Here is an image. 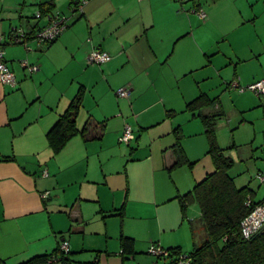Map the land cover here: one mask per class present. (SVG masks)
Here are the masks:
<instances>
[{"label": "crops", "instance_id": "1", "mask_svg": "<svg viewBox=\"0 0 264 264\" xmlns=\"http://www.w3.org/2000/svg\"><path fill=\"white\" fill-rule=\"evenodd\" d=\"M69 1L0 0V36L7 39L13 28L28 35L27 47L1 48L15 87L0 84V263L39 261L62 240L72 264H148L150 244L192 251L205 233L195 235L199 210L192 219L180 198L211 172L196 168L207 147L200 138L204 126L186 106L205 96L213 105L203 114L224 115L219 98L198 85L207 78L203 68L215 73L221 67L203 31L217 11L257 32L264 0H87L76 14ZM207 1L199 20L194 10ZM50 3L51 12L68 16V28L38 46L33 35L48 22L35 12ZM260 43L247 46L234 65L253 60L259 50L257 74L264 78ZM94 49L111 60L88 65ZM227 56L221 52L223 60ZM122 87L130 89L128 98L115 95ZM79 93L75 123L82 134L53 154L46 135ZM125 124L134 140L121 145ZM121 237L132 241V254L122 253Z\"/></svg>", "mask_w": 264, "mask_h": 264}, {"label": "rangeland", "instance_id": "2", "mask_svg": "<svg viewBox=\"0 0 264 264\" xmlns=\"http://www.w3.org/2000/svg\"><path fill=\"white\" fill-rule=\"evenodd\" d=\"M33 1L35 0H29V4H32ZM211 2L212 1L205 2L203 10H199H202L206 15L208 5ZM237 3L238 6H240V3ZM232 5V3L227 4L224 7V12H230L227 7ZM262 5V1H259L256 3L255 8L257 9ZM180 8L181 7H179V13H187L183 8H181L182 10L180 11ZM194 14L199 18L197 11L195 12L194 10ZM64 16L69 19L67 15ZM261 21H263V19H261ZM241 23L242 19H230L229 17L223 19L218 15L217 11L214 19L209 20L207 27L203 31V36L206 40H209L210 44L215 45L214 49L218 51V53L217 56H214L217 57L214 60V64H221V67L217 68L215 73L212 67L210 70L209 67L203 68V74H205L207 78L199 81L198 85L201 86V90L206 93L208 92L210 96L219 98L218 100L224 115L219 118L217 117L214 121L215 140L217 146L224 149L226 155L235 162L234 167L229 172L230 176L234 178L235 186L237 188L248 187L255 193L253 197L254 201L258 202L264 198V183H259L256 178L258 171L261 172L264 168V97H259L252 91L247 90L246 87L264 80L263 77H259L257 74L256 67L257 65L259 67V63H257L259 50L255 52L256 57L253 60L241 62L239 63L240 65L237 64L236 66L234 64L239 62L237 58L242 56L245 48L251 45V43L254 44V42L257 41L259 45H262L260 43V41H262L264 44V25L263 23L259 24L256 32L251 23L242 26ZM224 34L226 35L221 37ZM221 52L228 55L225 60L221 57ZM231 59L233 60L232 64L230 63ZM255 60L256 64L254 63ZM225 63H227V65ZM219 73L221 76L220 78L218 75ZM203 74L201 73L200 75ZM252 77L253 79H251ZM234 81L238 82L240 88L245 89V91L239 92L237 90H231L230 88L227 89V85ZM199 90L197 92H199ZM116 92L117 91H115V95ZM200 138L205 142L207 147L205 151L199 155L200 158L196 168L203 175L207 172H212L213 163L210 156L207 154L208 143L205 135L203 136L202 134ZM190 139V142H193L194 138ZM198 141L199 138L195 137V145H197ZM187 213L192 219H195V217L198 216L197 205H189ZM193 225L196 236L204 235L199 217L194 221ZM115 242L118 244V241ZM190 249L191 246H189L187 250H183L182 253H190ZM116 250H118V248ZM89 255H93V252L86 253L84 260L91 259ZM149 257L151 258V262L148 264H155L156 258L151 255H149ZM124 264L141 263L126 261ZM157 264H163V261L159 260Z\"/></svg>", "mask_w": 264, "mask_h": 264}, {"label": "trees", "instance_id": "3", "mask_svg": "<svg viewBox=\"0 0 264 264\" xmlns=\"http://www.w3.org/2000/svg\"><path fill=\"white\" fill-rule=\"evenodd\" d=\"M52 9L53 4L50 3L42 5L39 11L45 15ZM80 102L79 93L48 131L46 140L53 154L58 153L72 137L82 134L75 123ZM212 105L213 102L205 96H199L186 106L187 110L198 112L197 116L201 118L208 141L207 154L213 163V171L180 198L183 211L188 205H197L205 233V240L187 255L191 258V264H264V231L245 239L239 226L241 220L262 201L255 202V193L248 187L235 186L234 178L229 174L235 162L226 155L224 149L217 146L215 140L214 121L221 115L203 114V110ZM176 138L175 147H178L179 135ZM121 246L122 253H133L130 239L121 237ZM171 251L181 252L179 249ZM47 256L30 264L43 263Z\"/></svg>", "mask_w": 264, "mask_h": 264}, {"label": "built area", "instance_id": "4", "mask_svg": "<svg viewBox=\"0 0 264 264\" xmlns=\"http://www.w3.org/2000/svg\"><path fill=\"white\" fill-rule=\"evenodd\" d=\"M54 1V0H51ZM87 0H70L69 7L72 14L81 13ZM197 14L200 19L205 18V13L202 10H198ZM34 18L46 19L48 22L47 26L36 31L33 35V41L38 46L49 44L58 39V37L68 28L67 18L61 13H46L42 15L40 11H37ZM28 35L25 34L21 29L13 28L7 39L0 36V84L15 87V75L12 73L6 64L2 60L1 48L5 45H22L27 47ZM111 60V57L101 51L94 49L92 50L87 58L86 62L88 65H102ZM30 71H35L36 67H30ZM237 90L244 92L245 89L240 88L238 82H231L227 85V89ZM247 90L252 91L259 97H264V81H259L246 87ZM116 95L119 98H128L130 95L129 88H121L117 90ZM118 143L128 145L134 136L132 129L128 124H125L121 135L118 137ZM46 175V174H44ZM256 178L259 183H264V168L261 172L256 174ZM42 198H47L48 193L44 192L41 194ZM240 232L243 238L249 239L257 233L262 232L261 229L264 227V200L256 205L249 215L244 217L240 222ZM264 231V230H263ZM147 253L156 258L155 264L159 260L163 261V264H191V258L187 254L175 253L171 250L162 248L158 244H150ZM69 246L65 240L59 243V247L56 252L48 254L46 260L43 263L36 264H72L69 259ZM1 264V263H0Z\"/></svg>", "mask_w": 264, "mask_h": 264}, {"label": "water", "instance_id": "5", "mask_svg": "<svg viewBox=\"0 0 264 264\" xmlns=\"http://www.w3.org/2000/svg\"><path fill=\"white\" fill-rule=\"evenodd\" d=\"M264 230V227L261 229V231H263Z\"/></svg>", "mask_w": 264, "mask_h": 264}]
</instances>
